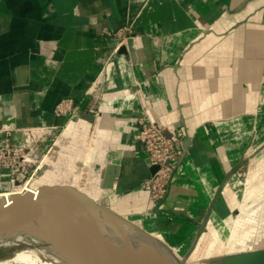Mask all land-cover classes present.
I'll use <instances>...</instances> for the list:
<instances>
[{"label":"crops","instance_id":"crops-1","mask_svg":"<svg viewBox=\"0 0 264 264\" xmlns=\"http://www.w3.org/2000/svg\"><path fill=\"white\" fill-rule=\"evenodd\" d=\"M67 97L80 116L56 114ZM142 116L186 132L156 207ZM0 127L55 135V165L66 153L99 182L82 191L189 264L225 253L210 248L264 174V0H0Z\"/></svg>","mask_w":264,"mask_h":264},{"label":"water","instance_id":"water-1","mask_svg":"<svg viewBox=\"0 0 264 264\" xmlns=\"http://www.w3.org/2000/svg\"><path fill=\"white\" fill-rule=\"evenodd\" d=\"M158 168L152 166V174ZM111 179H115L114 175ZM70 210L85 217L71 223ZM19 233L71 249L91 264H161L153 250L165 254L166 248L174 253L142 226L70 184L42 185L37 195L19 194L10 203L0 196V238ZM227 264H264V248L235 254L228 258Z\"/></svg>","mask_w":264,"mask_h":264},{"label":"built area","instance_id":"built-area-1","mask_svg":"<svg viewBox=\"0 0 264 264\" xmlns=\"http://www.w3.org/2000/svg\"><path fill=\"white\" fill-rule=\"evenodd\" d=\"M128 30L129 27H124L117 34L124 38ZM55 112L62 117H72L80 116L83 111L73 98L67 97L58 103ZM185 134L181 128L166 127L145 116L139 120L136 137L149 164L159 167L142 183V188L150 192L153 207L158 206L168 194L171 179L184 152ZM54 138L55 135L51 134L45 139L54 143ZM46 149L42 138L33 137L32 128L0 127V185L9 178L15 187L28 176L35 175L42 168Z\"/></svg>","mask_w":264,"mask_h":264},{"label":"bare ground","instance_id":"bare-ground-1","mask_svg":"<svg viewBox=\"0 0 264 264\" xmlns=\"http://www.w3.org/2000/svg\"><path fill=\"white\" fill-rule=\"evenodd\" d=\"M51 148L44 158V166L45 160L48 157ZM50 158L51 154L49 156V168L47 167L48 169L41 174L39 179L35 178L29 180L23 185V187L16 184V189H14V191L0 193V196H3L6 202L10 203L12 202V198L19 194L31 192L34 195H37L40 192L41 186L46 184H70L82 190L83 187L84 189H87L88 186L92 185L95 187L99 183H95L96 178L89 179V174L83 173L82 168L73 167L72 163L75 160L71 159V157L68 156L64 157L62 160H57V165H55L56 162ZM241 213L245 214L248 212L243 211ZM69 214L71 215V223H78L85 217V215L79 216L80 213L75 210H70ZM63 227L71 228L68 226ZM20 244H25L28 246L17 249L11 256L0 257V264H91L77 252L47 243L43 239L29 233H19L18 235L11 238H0V247L2 248L7 246H17ZM146 244H148L147 241ZM151 248L155 249L153 247ZM156 250L157 249L153 250V254L161 264L166 262L167 264L183 263V260L180 259V257L174 251V253H172L164 248L165 254L163 253V255L161 252ZM204 264L207 263L204 262Z\"/></svg>","mask_w":264,"mask_h":264},{"label":"rangeland","instance_id":"rangeland-1","mask_svg":"<svg viewBox=\"0 0 264 264\" xmlns=\"http://www.w3.org/2000/svg\"><path fill=\"white\" fill-rule=\"evenodd\" d=\"M56 139L57 138L55 137L54 142H56ZM52 142L53 141H51V143ZM53 144H50V146L45 150L46 153L49 152V149L50 147H52ZM49 156H50V153L45 160V166L42 165V168L39 169L35 175L32 174L28 176L24 180V182L20 184L21 187H23L26 181H29L35 178L39 179L41 174L49 168V165H50ZM64 157H68L66 153H64ZM79 165H82L81 162L74 161L72 163L73 167L79 168ZM81 168H84V167H81ZM5 180L6 182L0 185V193L14 191V189H16V186L13 187V182L11 181V179L7 178ZM242 197L244 199L240 202V207L238 208V212L236 213L237 224L234 230V234H232L230 237L231 239L230 243L225 244L224 242H221L219 240L217 241L214 247L212 246L210 248L212 253L225 252V251L227 252L203 256L199 258L200 260L199 262L198 261L194 262V264H204V262H206L207 264H227L228 258L235 254L243 253L248 250L264 248V244H263L264 243V174L263 173H260L256 177V179L253 180V182L249 185L248 190H246L243 193ZM243 211L248 212V213H245V214L241 213ZM232 228H233V225L230 226V230ZM27 246L28 245L20 244L17 246H7L3 248L0 247V257L11 256L17 249L27 247ZM172 250L177 254L174 248H172ZM202 254H207V253L203 252ZM177 255L180 257V259L183 260L182 262H184L185 260L187 262H184V263L189 264V260H188L189 254H186L185 252L184 253L179 252V254ZM197 256L198 255L195 254L193 258Z\"/></svg>","mask_w":264,"mask_h":264}]
</instances>
